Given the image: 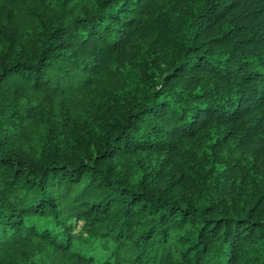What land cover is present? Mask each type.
<instances>
[{"label": "trees", "instance_id": "trees-1", "mask_svg": "<svg viewBox=\"0 0 264 264\" xmlns=\"http://www.w3.org/2000/svg\"><path fill=\"white\" fill-rule=\"evenodd\" d=\"M0 264H264V0H0Z\"/></svg>", "mask_w": 264, "mask_h": 264}]
</instances>
